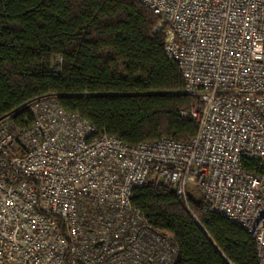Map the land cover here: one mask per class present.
<instances>
[{"label":"built area","instance_id":"obj_1","mask_svg":"<svg viewBox=\"0 0 264 264\" xmlns=\"http://www.w3.org/2000/svg\"><path fill=\"white\" fill-rule=\"evenodd\" d=\"M138 1L160 19L165 56L198 98L182 113L196 136L130 146L65 111L55 95L6 116L0 264H176L172 236L132 206L150 179L195 222L192 197L242 228L264 264V0Z\"/></svg>","mask_w":264,"mask_h":264},{"label":"trees","instance_id":"obj_2","mask_svg":"<svg viewBox=\"0 0 264 264\" xmlns=\"http://www.w3.org/2000/svg\"><path fill=\"white\" fill-rule=\"evenodd\" d=\"M160 22L138 0H0V121L55 95L65 111L130 146L191 140L198 127L182 113L198 98L185 93L178 66L165 56ZM132 206L172 236L176 264L258 262L255 241L204 212L201 198L189 200L197 223L171 189L150 179Z\"/></svg>","mask_w":264,"mask_h":264},{"label":"rangeland","instance_id":"obj_3","mask_svg":"<svg viewBox=\"0 0 264 264\" xmlns=\"http://www.w3.org/2000/svg\"><path fill=\"white\" fill-rule=\"evenodd\" d=\"M197 191V190H196ZM196 193V192H195Z\"/></svg>","mask_w":264,"mask_h":264}]
</instances>
